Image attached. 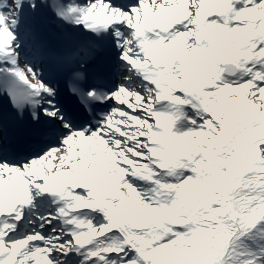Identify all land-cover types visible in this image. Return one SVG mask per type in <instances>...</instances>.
Listing matches in <instances>:
<instances>
[{
	"label": "rangeland",
	"instance_id": "374dc122",
	"mask_svg": "<svg viewBox=\"0 0 264 264\" xmlns=\"http://www.w3.org/2000/svg\"><path fill=\"white\" fill-rule=\"evenodd\" d=\"M138 8L139 10L143 9L142 12L148 13L150 16L157 10V8L149 9L147 1L140 4ZM197 11L199 10L197 9ZM145 13L139 12L136 17H134L136 13H128V17L129 19L133 18L131 21L133 22L138 18H144ZM247 13L246 16H249L250 10H247ZM127 27L131 26L127 25ZM256 33L258 39L240 38L235 40L237 37H234L232 30L229 35L225 36L228 43L231 44L230 53L226 56L223 54L211 61L209 57H204L207 56L206 52L217 48V45L213 43L215 40L210 39L215 37V32H211L207 37L211 42L209 47L203 50V57L194 58L188 64L176 62V66H173L172 63L173 52L176 49L198 52V54L199 51L192 48L189 40L184 39H177L171 44L167 43L161 46L162 59H167L170 63L166 67V83L159 85L163 86L161 90L142 83L128 85L127 89L131 93V99L133 101L141 100L143 105L131 106L120 97L113 96L116 102L115 114L110 121L106 122V127L101 130L105 131L110 127L120 136L125 135L126 140L122 141L120 145L129 148L130 158L124 156L120 148L123 164L129 168L132 178L138 182L146 181L147 183L140 184L137 188L133 187L128 183L127 176L121 172L119 164H115L109 159L101 161L102 154L94 151L90 155L85 153L84 149L79 151L76 162L67 165L66 157L62 163H57L47 172L38 176L40 179H45L62 173L66 175H61V180L64 181V177L67 175L77 177L81 174L98 172L105 176L111 175L107 177L114 181L120 177V183L116 188L122 192L123 199L136 212V215L114 220L109 217V211L100 205H91L86 195L77 198V193L72 192L74 196L70 201L75 203L72 210L80 209L83 212L78 214L80 217V221H77L80 223L78 230L80 234L77 232L79 237L81 240L100 241V246L106 248V253H102L99 246H91L93 249L91 257L79 256L72 259L73 257L70 255L72 251L69 249V252L65 251L66 254L57 255L54 263L52 260L49 262L46 257L33 259L20 255L14 264H60L59 260L60 262L63 260V264H71L72 261H75L72 264H158L159 262L169 264L182 254L184 241L190 233V228L194 225L193 209L198 197L205 189L204 178L209 172L205 163H212L206 155L211 154L216 148H221L230 135L239 147L236 160L244 173L245 181L244 187L237 193L242 208L240 223L243 227L250 229L254 241L259 243L261 249L259 255L250 259L249 263L264 264V177H261L264 175V112L261 113V101L255 97V88L258 89L257 92L261 93L264 91V86L259 88L255 84L254 80L258 77L256 74L245 81L240 80L245 64L251 69L249 63L254 59V55L257 54L259 57L264 55V50H257L256 45L262 36L259 37V30ZM147 49L142 50L144 54L135 52L131 55L133 64L141 66L142 69H146V66L149 65L148 61L151 55H148L149 50ZM155 50H157V46ZM133 51L134 49L128 47L125 53L130 55ZM152 59L161 61L158 57ZM221 60L233 61L239 66L235 77H224L221 74L223 62ZM23 64L22 69L29 73L25 69L28 67L31 70L29 63ZM211 67L219 71L218 74L216 72L217 79L212 77L205 80L204 74ZM121 69L123 70L122 67ZM187 73L196 79L193 85L182 83L183 77ZM29 74L34 77L32 73ZM213 74L215 75V73ZM134 76L138 77L136 74ZM125 77L127 80H133V76L125 74ZM36 79L37 77H34V80ZM119 87L122 88V86H118V89ZM161 100H166L170 104L168 105L171 110L170 123L167 128L162 127L161 130L153 128L150 133L158 132L163 143L161 144L160 141L159 145H149L148 131H151V127L146 123L148 118H152V115H147L148 118L144 119L145 123L136 114L139 110L157 112L156 107H159ZM122 127L125 130L121 129ZM81 133V131L76 132L74 136H81ZM74 136L67 139V146L64 147L70 159L75 157L74 150L69 147V140ZM133 140L135 146L130 148L129 142ZM114 145L117 147L118 144ZM143 149L158 151L160 156L142 155L140 152ZM48 153L18 166L3 163L6 166L2 167L7 169L18 167L13 170L26 173L29 168L40 161L50 166L51 159ZM215 175L217 177L225 176L224 174ZM12 178L18 179L19 176L16 175ZM24 185L30 187L28 194L30 199L34 200L36 195L31 188L35 187L36 183L29 181ZM141 188L144 189L140 190ZM178 189L184 191L186 201L181 199ZM5 193V190L0 188V203L14 198H7ZM57 198L62 201L64 196ZM32 210L30 215L35 219L38 230L48 227L51 221L60 222L63 220L61 216L55 220L38 224L37 220L42 216L37 214L34 209ZM32 223L33 220L29 222L31 235L25 240L12 242L3 240V236L0 239V252L5 249L9 253L7 255L12 256L14 250L19 251L22 245L36 239V236L32 235L33 233L36 235L38 232L35 231V226L32 227ZM50 228L53 229V227ZM59 230H62L60 236L67 233L65 229L60 228ZM72 236L73 239L75 235L72 234ZM51 243L57 244V242ZM8 256L4 258V262L7 261ZM96 256L100 258L99 262L95 259ZM66 259L71 261L66 262ZM0 260H2L1 257Z\"/></svg>",
	"mask_w": 264,
	"mask_h": 264
},
{
	"label": "bare ground",
	"instance_id": "6f19581e",
	"mask_svg": "<svg viewBox=\"0 0 264 264\" xmlns=\"http://www.w3.org/2000/svg\"><path fill=\"white\" fill-rule=\"evenodd\" d=\"M57 0H54V2ZM199 0H147L149 9L151 8H157V10L151 15L145 12H142L143 9L139 10V4L134 7L131 11H129V14L136 13L134 17H136L139 12L145 13L144 18L133 20V18L128 17V13L125 14L124 20L120 14L116 15L117 18L122 20V25H128L131 26V28L141 22V29L140 31L146 32H154L148 30V28L152 25H156V23H152L154 16H160L161 14L170 15L167 19L174 20V24L178 25V22L180 23V26H175L174 31L171 33V38L169 40H165L162 36L154 37V34L149 33L147 35V40L150 39V44L148 45V55H151L149 58V61L154 58L158 57V59L163 62V65L165 67V70H161L160 73H155L149 66H146V69H142L141 66L133 64V60L131 58V55H133L135 52H140L141 49L138 47V41L146 43L147 41L143 39L141 34H138V38L134 39L132 36V31L129 29H125L123 32V36L121 38V45L122 47H125L127 45L131 46L132 49H134L133 53L130 55H127L125 53H122V55L119 57L117 61V65L123 66V71L125 74L129 75L131 71L133 70V73L136 75H139L140 77H145L146 80H151L153 78H156V80L160 79L157 77V75H162V77L165 76L164 80L161 82V84L166 83V76H167V65H169V61L167 59H162V52L161 46L166 45L167 43L171 44L177 39H184L189 40L191 42L192 48L199 51L198 52H186L182 49H176L173 52V66H176V62L178 63H185L188 64L190 61H192L194 58H201L203 50H206L209 47L210 40L207 38L208 34L211 32H215V37H211L210 39H214L213 43L217 45V48H213L211 51L206 52L207 56L210 60H214L217 57H221L223 54L226 56L231 51V44L228 43L226 40V34L229 35V33L233 30L234 31V37L235 40H238L240 38H246V39H258L256 31L259 30V37L262 36L263 40L258 41V45H256L257 50L264 49V6H260L257 10V16L253 17L252 15L246 16L247 13V6L250 4V0H206L205 5L202 8V12L195 13V8L198 5ZM221 1H225L228 4H225L222 7V16L219 18H215L213 16H210L208 19H204L203 26L200 28L198 22H200V19L205 18L207 16L208 11L210 7H214L215 4H219L221 6ZM247 1V2H246ZM50 2L53 4V0H17V4L10 3L9 8L5 11L0 9V67L5 65L3 63H6L8 60L7 55H9L10 48L14 45V42L17 41L18 35L19 40L22 38V42L20 46H17L14 50V52H17L20 48H23V50H27L33 53L34 60L37 63H41V68L43 69V60L45 58V54L47 51V44L44 42L43 39V30L46 26H51L55 30H67L70 31L73 35H75L79 41V45L83 46L85 44L84 40V32L77 29L76 22L82 20L85 22H93L97 21L99 19L98 12L102 10V7H104V4L100 1L96 0L93 1L94 3H97L94 6L93 9V15H90L87 12H83L78 15H70L67 13H63L60 15L57 11L56 5H53V7L50 5ZM143 3V2H142ZM141 3V4H142ZM161 3L162 6L165 7L166 4H169V8L167 9H161ZM40 9L38 13H36V17H33V12L35 9L39 6ZM139 10V11H138ZM256 10H250V13H254ZM172 13L175 14L174 17H171ZM110 19V18H109ZM196 19L198 21L196 22ZM14 21L16 23H14ZM135 21V22H134ZM255 23V24H254ZM27 24L29 27H33V34L32 39L26 42L23 37L26 36V34L23 32L25 28H19L20 25ZM198 24V25H197ZM148 25V28L145 30V26ZM28 27V28H29ZM203 33H206L207 35ZM162 35H164V30L161 32ZM16 35V36H14ZM148 43V42H147ZM28 45H32L31 47L34 49H30L27 47ZM157 46V50H155V47ZM175 49V48H173ZM252 50V48H250ZM13 52V51H12ZM7 54V55H6ZM87 52H78L77 56H79L81 59H84ZM223 56V57H224ZM165 58V57H164ZM218 60V59H217ZM223 60H221L222 62ZM171 63V64H172ZM249 66L251 69L248 68V65L245 64V68L243 69L244 73L242 74V77L240 78L241 81H245V79H249L254 74L258 75L257 78H255V84L258 85L259 88L264 86V65L259 60V55L255 54L254 59L250 61ZM33 67V66H31ZM8 69L12 71L17 77H23L26 79V75L22 76V73L20 72V68H18V64L15 66H9ZM29 71V73H32L34 75V68L33 71L29 70L28 67H26ZM241 69V68H240ZM24 71V70H23ZM254 71V73H253ZM216 72L218 74V70H214L212 67L210 70L206 71L204 74V79H210V78H216ZM215 73V75L213 74ZM28 77V76H27ZM254 78V77H253ZM145 80V79H144ZM28 81V80H27ZM146 82V81H144ZM196 82V79L190 74L187 73L182 80V83H186L188 85H193ZM141 84L139 80L133 79L129 83H123L125 87H128V85H136ZM163 86L157 87L158 90H161ZM256 93L255 97L259 98L261 101L262 107L260 108L261 113L264 112V91L257 92L258 89L255 88ZM116 95H118L124 102L131 106H142L143 103L141 100L133 101L131 99V93L128 91L127 88H123L116 92ZM170 107L166 104L162 105L160 104L157 112L152 111H142L139 110L137 112V116L144 121V119L148 118L147 115H152V118H148L146 124L150 125L151 128H155L157 130H161L162 127L167 128L170 123ZM114 113V110H113ZM264 128V123H263ZM121 129L125 130L124 127ZM155 136L151 135L148 140L149 145H159L160 144V138L159 133L155 132ZM126 140L125 135L120 136L114 129L108 127L105 129V131H99L98 134L93 133L88 136H74L69 140V147L74 150L75 157L70 159L69 156H67L64 147L67 146V143L61 145L59 150H51L48 153V156L51 159V165L47 166L44 164L43 161H40V163L35 164L33 167L29 168L28 171L25 173L23 171L19 170H13V169H7L0 165V188L5 190V195L8 198L20 196L21 192L19 189V186H22L25 188V191L27 189H30L29 186L24 185V183H28L29 181H33L36 183L35 187L31 188L32 192L34 191H43L55 183L59 181V175H53L52 177H47L45 179H40L38 176L42 173L47 172L49 169H51L53 166H55L57 163H62V160L64 158L67 159V165L71 162L77 161V155L80 150L84 149L85 153L93 154L94 151L98 152L99 154H102L103 157L101 161L105 159L111 160L115 164H119L121 168V172L125 174L126 179L128 183H130L133 187L144 185V183H147L146 181L138 182L136 179L132 178L130 176L129 168L123 164V155L127 158H130L129 155V148H126L120 143L122 141ZM118 144L117 147L114 144ZM163 142L161 141V144ZM130 148L135 146V141L129 142ZM83 147V148H82ZM80 148V149H79ZM122 149V152L119 151V149ZM159 148V147H156ZM142 155H156L160 156V152L158 151H149L148 149H143L140 152ZM19 176L18 179L12 178L13 176ZM140 178V177H139ZM119 181L115 183L109 184L108 182H105V177L100 173H91L86 176L80 175L78 179H75L73 175H70L69 180L67 181L66 185L69 187L68 190L64 192V195L67 194V192L71 189V186H73V190L78 191L77 195L84 196L86 195L89 199V202L91 205H94V201H92L93 197V190L96 191L100 207H103L107 211H109V217L112 219H124L128 217H134L136 215V212L132 210L126 203V201L123 199L122 195H119L116 190L115 186L119 185ZM82 185H85L87 188H81ZM49 189V188H48ZM144 188H141L142 190ZM17 197V198H18ZM54 197H50L47 193L45 195H41V198H35L32 200V205L36 207V211L38 214L43 216L41 219H38V223L42 224L46 220H52L53 216H56V212L54 211V207L49 208V206H52V203L47 202V199L52 200ZM45 200V201H44ZM60 209H65L67 206L65 205V202L60 201L58 202ZM71 205V204H69ZM43 206V208H42ZM74 207V205H71ZM5 209V208H4ZM17 212V208H14V213ZM77 212V213H76ZM62 213V212H61ZM60 213V214H61ZM76 213V215H75ZM79 213H83L80 209L73 210V216L72 220L73 223L68 225V223H59L57 226L54 222L51 224L53 227H64V229H68V231H73L75 234H77L78 230L80 229V226H78L76 221H80V217H78ZM68 214V213H66ZM75 215V216H74ZM63 216V214H62ZM75 217V220H74ZM78 217V219H77ZM108 219V218H107ZM97 220V219H96ZM109 220V219H108ZM15 227V229H14ZM18 227V226H17ZM50 228V226H49ZM47 228L46 232H40L38 233V241L37 243L30 241L29 243L22 245L19 251H13V254L11 257H8V264H14L15 261H17L20 258V255H23L25 253H29L32 251H35L37 249H40V252H38L40 257H46L47 259L52 260V263L55 262V257L61 253V251L65 248V246L69 245L70 242V235L66 234L63 235V239L59 238V233L56 232L57 238L54 236H51L50 229ZM9 229L12 231L10 235H6L5 231ZM17 232H20L16 229V225L13 221L8 222H0V236H5V240H12L16 242H20L22 239V235H18ZM79 233V232H78ZM80 234V233H79ZM47 235L50 238H54L52 242H57V244L53 245H47L46 241L44 240L43 236ZM81 236V235H80ZM88 247L85 248H91V246H99L98 248L101 250L102 253H106V248L103 246H100V241H89L84 240ZM107 241V240H106ZM108 242V241H107ZM52 249L53 253H51L49 250ZM60 250V251H59ZM1 255L3 257L6 256V251L3 250L1 252ZM97 262L100 261L99 257H95ZM60 264H63L64 261L62 260ZM0 264H6L2 263L0 260Z\"/></svg>",
	"mask_w": 264,
	"mask_h": 264
},
{
	"label": "trees",
	"instance_id": "16d2710c",
	"mask_svg": "<svg viewBox=\"0 0 264 264\" xmlns=\"http://www.w3.org/2000/svg\"><path fill=\"white\" fill-rule=\"evenodd\" d=\"M224 144L221 155L220 149L209 155L219 164H206L212 173L206 175L195 224L182 254L169 264H248L260 250L250 229L240 223L242 208L237 193L243 187V172L236 162L238 146L231 138ZM217 173L226 178L217 177Z\"/></svg>",
	"mask_w": 264,
	"mask_h": 264
},
{
	"label": "water",
	"instance_id": "95a60500",
	"mask_svg": "<svg viewBox=\"0 0 264 264\" xmlns=\"http://www.w3.org/2000/svg\"><path fill=\"white\" fill-rule=\"evenodd\" d=\"M222 73L228 76H234L237 73V66L233 62H224Z\"/></svg>",
	"mask_w": 264,
	"mask_h": 264
}]
</instances>
